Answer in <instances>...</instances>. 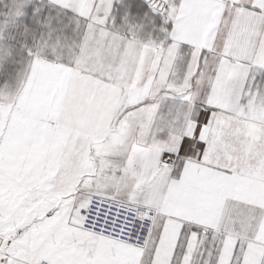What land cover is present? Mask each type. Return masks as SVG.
<instances>
[{"label": "crops", "instance_id": "0c3cea01", "mask_svg": "<svg viewBox=\"0 0 264 264\" xmlns=\"http://www.w3.org/2000/svg\"><path fill=\"white\" fill-rule=\"evenodd\" d=\"M42 1L85 27L0 101V264H264V0H169L162 45L115 27L131 0ZM92 194L158 212L145 253L82 229Z\"/></svg>", "mask_w": 264, "mask_h": 264}, {"label": "rangeland", "instance_id": "374dc122", "mask_svg": "<svg viewBox=\"0 0 264 264\" xmlns=\"http://www.w3.org/2000/svg\"><path fill=\"white\" fill-rule=\"evenodd\" d=\"M131 1L136 7H120L113 21L115 27L162 45L167 38L173 15L171 1L152 0L156 5L147 0ZM84 27L83 21L48 7L42 0H0V101L17 100L24 74L33 56L43 54L66 57L65 61H72L81 46ZM6 180L0 175V181ZM81 206L80 197L73 204L59 200L55 205H43L42 216L49 210L58 212L66 226L77 227ZM2 223L0 219V227ZM37 223L40 224L39 221ZM61 223L60 219L57 227L60 228ZM41 225L40 236L44 238L49 227L44 229L42 221ZM22 228L25 231L30 225L25 224ZM2 238L0 235V244L4 242ZM142 252L145 253V250Z\"/></svg>", "mask_w": 264, "mask_h": 264}, {"label": "built area", "instance_id": "2783aa9c", "mask_svg": "<svg viewBox=\"0 0 264 264\" xmlns=\"http://www.w3.org/2000/svg\"><path fill=\"white\" fill-rule=\"evenodd\" d=\"M157 219L158 212L153 208L92 194L83 213L81 227L94 235L145 250Z\"/></svg>", "mask_w": 264, "mask_h": 264}, {"label": "bare ground", "instance_id": "6f19581e", "mask_svg": "<svg viewBox=\"0 0 264 264\" xmlns=\"http://www.w3.org/2000/svg\"><path fill=\"white\" fill-rule=\"evenodd\" d=\"M147 1H150V2H151V4H154V2H153L152 0H147ZM151 4H150V5H151ZM154 5H156V4H154ZM134 247H135V246H134Z\"/></svg>", "mask_w": 264, "mask_h": 264}]
</instances>
